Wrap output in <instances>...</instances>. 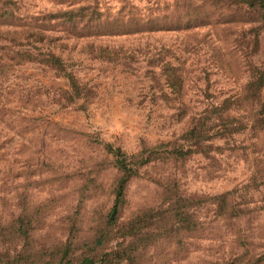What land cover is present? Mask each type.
I'll list each match as a JSON object with an SVG mask.
<instances>
[{"label": "rangeland", "instance_id": "rangeland-1", "mask_svg": "<svg viewBox=\"0 0 264 264\" xmlns=\"http://www.w3.org/2000/svg\"><path fill=\"white\" fill-rule=\"evenodd\" d=\"M80 1L16 8L33 21ZM254 2L98 0V21L50 22L72 101L48 67L0 71V264H264V135L184 137L212 134L223 106L246 116L264 69ZM105 144L138 162L114 223L121 171Z\"/></svg>", "mask_w": 264, "mask_h": 264}, {"label": "trees", "instance_id": "trees-1", "mask_svg": "<svg viewBox=\"0 0 264 264\" xmlns=\"http://www.w3.org/2000/svg\"><path fill=\"white\" fill-rule=\"evenodd\" d=\"M253 5L256 8L257 22L264 30V0H255ZM98 7V0H82L75 6L72 5L66 9L50 12L45 16L34 15L32 17L33 21H31L26 19V16H19L16 0H0V71L24 64L36 63L50 68L66 80L70 92H64L69 101H72L74 96H80L82 91L75 74L67 68L61 56L46 50L44 45L52 37H55V40L60 39V37L50 34L53 31L50 22L57 21L74 25L98 21L101 19ZM46 22L49 23L48 26H46ZM164 70V72L169 71L167 66L164 67ZM167 79L170 83L169 76H167ZM170 86H175V84H170ZM248 86L250 89H247V94L242 97L243 100L247 101V107L237 108L246 115L245 117H235L237 119H234V114H231L234 111L233 108L223 106V111L218 112L214 118L220 120V124L212 134H209V131L213 128L199 129L192 127L184 133V137L189 136L197 142L198 139L203 140V142L213 139L227 141L233 135L242 132L249 123L250 127L253 130L255 129L256 136L259 135V132L264 135V69L260 70L257 76H252ZM186 147L183 145L177 146L172 149L171 153L175 156L179 155ZM105 148L114 156L115 164L121 171V176L115 188L114 202L108 214L109 223H114L124 199L126 184L136 174L134 168L138 162H133L120 148H113L110 144H105ZM142 159L139 162L141 165L147 162ZM94 262L93 259L82 258L75 263L67 260L64 264H93Z\"/></svg>", "mask_w": 264, "mask_h": 264}]
</instances>
